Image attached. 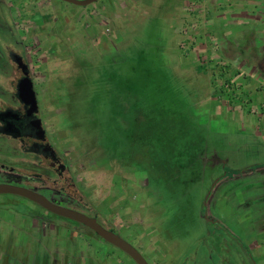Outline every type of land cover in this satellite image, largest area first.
<instances>
[{
	"label": "rangeland",
	"instance_id": "obj_1",
	"mask_svg": "<svg viewBox=\"0 0 264 264\" xmlns=\"http://www.w3.org/2000/svg\"><path fill=\"white\" fill-rule=\"evenodd\" d=\"M26 4L0 0V74L10 69L7 45L22 53L38 103L55 115L52 127L63 130L69 154L82 164L94 205L104 210L120 190L143 200L145 255L162 264H264V145L253 117L245 121L250 105L238 101L251 90L244 66L253 63L246 52L256 36L239 34L230 56L206 25L213 57L181 68L170 39L176 25L168 24L181 0H97L85 7L38 0L36 15L25 12ZM38 16L42 24L32 27ZM235 70L241 84L230 78ZM235 102L242 119L230 118ZM20 203L0 195V264H98L77 256L78 249H95L93 239L60 230L73 221H38L39 212Z\"/></svg>",
	"mask_w": 264,
	"mask_h": 264
},
{
	"label": "flooded vegetation",
	"instance_id": "obj_2",
	"mask_svg": "<svg viewBox=\"0 0 264 264\" xmlns=\"http://www.w3.org/2000/svg\"><path fill=\"white\" fill-rule=\"evenodd\" d=\"M37 2L38 0H27L25 12L31 11L32 15H36L35 11L38 12L39 7V4L36 5ZM31 20H36L32 21V27L42 24L39 16ZM37 22H39L38 25H35ZM39 39L42 41V38ZM40 40L36 39L38 42ZM39 44L43 47L42 43ZM5 54L6 66L10 69L0 74V157L8 159L12 165L0 162V177L2 178L0 184L24 188L41 195L53 205L93 218L103 229L111 230L131 245L147 264H162L158 259L153 260L154 256L145 255L148 252L149 241L147 234L144 233L147 226L144 221L145 214L142 204L144 201H140L138 197H125L120 190L116 193L113 203L106 204L104 210L94 205L92 197L84 190L87 183L81 175L84 171L82 164L77 162V156L71 157L69 154L63 130L52 127L51 119L54 114L41 109L38 103L34 90V79L27 61L22 53L13 51L8 45L5 47ZM16 60L21 67L17 64L18 62H15ZM24 77L31 81L34 101L28 98L20 100L18 96L16 87ZM90 190L89 187L88 191ZM16 197L21 201L19 204L21 209L27 211L32 209L39 212L33 214L38 221L52 222L54 214L33 202ZM107 198L113 199L114 197L108 196ZM202 217L211 226L216 225V222L207 214L202 213ZM73 223L78 224L79 227L74 224L66 226L70 227L66 229L65 225H62L60 230L68 231L76 239L83 237L93 239L92 247L95 248L76 250L79 252L78 257L84 260L85 258L94 259L93 262L98 264H102L104 259L106 262L109 260L108 264H135L121 250L104 242L79 223L74 221ZM52 251L46 250L45 252L49 254ZM56 252H59V255L68 254L70 250H57ZM29 253L32 252L29 251ZM212 253L215 259L221 257V253L220 255L215 254L217 252L213 250Z\"/></svg>",
	"mask_w": 264,
	"mask_h": 264
},
{
	"label": "crops",
	"instance_id": "obj_3",
	"mask_svg": "<svg viewBox=\"0 0 264 264\" xmlns=\"http://www.w3.org/2000/svg\"><path fill=\"white\" fill-rule=\"evenodd\" d=\"M135 3H132L133 6ZM179 8V15H170L171 17L168 15L169 21L165 20V22L168 21V24L173 21L176 25L174 30L177 33L175 32V35L170 36L171 42L174 43L172 47L178 53L180 52V59L175 60V66L178 65L181 68L199 67L208 57H213L212 53L208 54L205 47L204 40H208L209 37L203 35L202 28L206 25L211 24L219 44H227L228 47L225 49L230 56L235 55L234 50L239 47L238 42L233 45V40L239 34L256 36L250 39V49L247 48L246 52L253 63L244 66L247 68V71L244 70L247 76L246 80L243 79L245 82L243 84H247L251 90L248 91V95H243L238 101L250 105L248 113L245 115V121L248 123L250 116L253 117L255 127L258 130L257 136L261 137L264 145V0H181ZM203 10L205 16L202 13ZM209 15L212 18H207ZM174 16L178 18H174ZM210 40L212 41V39ZM213 41L215 42V40ZM241 67L238 66V68ZM241 71L243 72V70ZM235 72H237V76L233 75L230 78L241 84L242 75L241 77L238 76L240 75L238 70ZM237 102L229 107L231 119L234 113L242 119L243 115L239 112ZM238 118L234 119L237 120Z\"/></svg>",
	"mask_w": 264,
	"mask_h": 264
},
{
	"label": "water",
	"instance_id": "obj_4",
	"mask_svg": "<svg viewBox=\"0 0 264 264\" xmlns=\"http://www.w3.org/2000/svg\"><path fill=\"white\" fill-rule=\"evenodd\" d=\"M60 1L78 7H85L91 3H94L97 0H60ZM15 62L18 61L16 60ZM17 64L20 66L19 62ZM16 89L20 100H23V98H28L30 101H34L32 84L28 78L24 77L23 79H21L18 82ZM0 195H14L24 198L30 202L39 205L44 210L56 216L66 218L68 220L79 223L80 225L90 230L95 236L102 239L104 242L114 246L118 250H121L132 261H134L135 264H147L145 260L142 258V256L131 245L120 239L118 235L112 232L111 230L103 229L99 224L96 223L95 219L93 218H89L75 211L53 205L41 195H38L34 192H31L29 190L14 185L0 184Z\"/></svg>",
	"mask_w": 264,
	"mask_h": 264
},
{
	"label": "built area",
	"instance_id": "obj_5",
	"mask_svg": "<svg viewBox=\"0 0 264 264\" xmlns=\"http://www.w3.org/2000/svg\"><path fill=\"white\" fill-rule=\"evenodd\" d=\"M224 89H225V90H228L229 87H228L227 85H224Z\"/></svg>",
	"mask_w": 264,
	"mask_h": 264
}]
</instances>
